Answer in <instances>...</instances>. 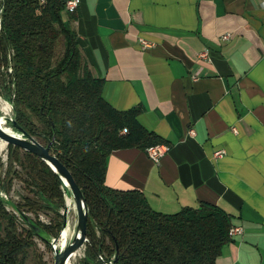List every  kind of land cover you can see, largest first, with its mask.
Wrapping results in <instances>:
<instances>
[{
	"label": "crops",
	"instance_id": "1",
	"mask_svg": "<svg viewBox=\"0 0 264 264\" xmlns=\"http://www.w3.org/2000/svg\"><path fill=\"white\" fill-rule=\"evenodd\" d=\"M70 22L103 97L168 146L113 150L105 182L164 212L218 204L243 232L217 264H264V0H80Z\"/></svg>",
	"mask_w": 264,
	"mask_h": 264
},
{
	"label": "trees",
	"instance_id": "2",
	"mask_svg": "<svg viewBox=\"0 0 264 264\" xmlns=\"http://www.w3.org/2000/svg\"><path fill=\"white\" fill-rule=\"evenodd\" d=\"M65 0H0V96L15 123L68 168L88 208L80 264H217L232 240L233 214L210 201L174 212L154 209L143 191L105 182L116 149H146L166 140L138 120L142 106L118 109L102 95L80 51ZM0 156V264H47L35 238L47 243L62 227L58 175L37 155L7 145ZM19 178L32 195L12 201ZM39 211L52 213L48 221ZM27 212H33L35 219ZM39 228V230L36 229ZM102 255V259L99 257Z\"/></svg>",
	"mask_w": 264,
	"mask_h": 264
},
{
	"label": "water",
	"instance_id": "3",
	"mask_svg": "<svg viewBox=\"0 0 264 264\" xmlns=\"http://www.w3.org/2000/svg\"><path fill=\"white\" fill-rule=\"evenodd\" d=\"M7 123L14 128V132H9L0 123V138L5 140L7 144L16 145L24 150L34 153L58 175L61 188L64 193V207L60 210L62 218V227L56 237H49L47 243L53 251V264H66L70 256L87 241L86 227L88 218V208L85 197L81 188L74 180L68 168L51 153V142L47 144L41 143L34 136L25 132L19 127L12 116H5ZM70 197L75 206V222L73 224V234L70 239L63 245L56 247L55 242L60 238L63 230L68 224V207L66 198ZM37 230L39 228L36 227ZM112 263L114 261L112 260Z\"/></svg>",
	"mask_w": 264,
	"mask_h": 264
},
{
	"label": "rangeland",
	"instance_id": "4",
	"mask_svg": "<svg viewBox=\"0 0 264 264\" xmlns=\"http://www.w3.org/2000/svg\"><path fill=\"white\" fill-rule=\"evenodd\" d=\"M0 99L2 101H4V102H7L9 104V106H10V110L7 113H4V111L1 108L2 103L0 102V116H2V115H4V116H12L13 115V110H12V105L10 104V102H8L2 96H0ZM7 150H8V148L6 147V149L2 153H0V156H2L3 160H5V158H6ZM25 195H32V194L26 188H24V184L19 178H17V177L14 178L12 188H11L9 194L6 195V196L10 197V199L12 201L18 202V201H22L23 197ZM27 214L30 217L34 218V219L36 218L33 212H27ZM51 215H52V213L50 211H39L38 212V219H41L43 221H48L50 219ZM70 216L72 218H74L73 219V224H74V222H75V214H74V212H71ZM70 220H71V218H70ZM35 240H36L35 246L37 248V251L42 253V256L46 260L47 264H53V251L51 249V246H49L48 244L43 242L38 237H36ZM84 247H85V244L81 248L82 251H84ZM82 256L83 255L75 256V258L72 261V264H80V258Z\"/></svg>",
	"mask_w": 264,
	"mask_h": 264
},
{
	"label": "built area",
	"instance_id": "5",
	"mask_svg": "<svg viewBox=\"0 0 264 264\" xmlns=\"http://www.w3.org/2000/svg\"><path fill=\"white\" fill-rule=\"evenodd\" d=\"M80 0H65V10L67 11H74L77 10L79 6ZM223 38L228 37V33H225L222 35ZM138 43L141 48H146L150 47L153 45V42L145 39L143 37L138 38ZM200 57L202 58H207L208 57V52L203 51L200 53ZM234 131H236L235 127H232ZM192 132V130H190ZM168 150V146L165 143H156L153 145L148 146L145 151L148 155V157L154 162V163H159L161 158L165 155V153ZM225 153V149H216L213 151V157L218 158L223 156ZM2 196L5 198L7 197L6 194L1 193ZM243 228L240 225H232L229 229V234L231 237H233L235 234H242ZM84 255V251H81L80 256ZM99 257L102 259V255H99ZM105 264H114L112 263V258H110L108 261L105 262Z\"/></svg>",
	"mask_w": 264,
	"mask_h": 264
},
{
	"label": "bare ground",
	"instance_id": "6",
	"mask_svg": "<svg viewBox=\"0 0 264 264\" xmlns=\"http://www.w3.org/2000/svg\"><path fill=\"white\" fill-rule=\"evenodd\" d=\"M0 102L2 103V105H1L2 110L4 111V113H7L10 110L9 104L7 102L2 101L1 99H0ZM0 123H1L2 126H5L6 127L5 129L7 131H9V132H14L15 131L14 128H12L7 123L4 115L0 116ZM7 145H8L7 142L5 140H3V139L0 138V153H2L6 149ZM66 201H67L68 218H69L68 219V224H67V227L63 230L60 238H58V240H56V242H55V246L56 247H59V246L63 245L64 243H66L70 239V237L72 236V234H73V219L74 218H72L70 216V213L71 212H74V214H75V206H74V203H73V201H72V199L70 197H67L66 198ZM70 218H71V220H70ZM81 248H82V246L79 247L70 256V258L68 259V261H67L66 264H72V261L75 258V256L80 255V253L82 251Z\"/></svg>",
	"mask_w": 264,
	"mask_h": 264
}]
</instances>
